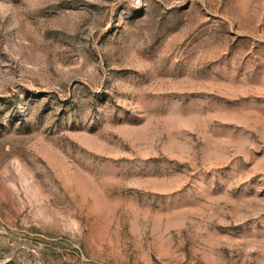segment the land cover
Returning a JSON list of instances; mask_svg holds the SVG:
<instances>
[{"label": "rangeland", "instance_id": "1", "mask_svg": "<svg viewBox=\"0 0 264 264\" xmlns=\"http://www.w3.org/2000/svg\"><path fill=\"white\" fill-rule=\"evenodd\" d=\"M0 264H264V0H0Z\"/></svg>", "mask_w": 264, "mask_h": 264}, {"label": "built area", "instance_id": "2", "mask_svg": "<svg viewBox=\"0 0 264 264\" xmlns=\"http://www.w3.org/2000/svg\"><path fill=\"white\" fill-rule=\"evenodd\" d=\"M141 2V0H137V3H140Z\"/></svg>", "mask_w": 264, "mask_h": 264}]
</instances>
